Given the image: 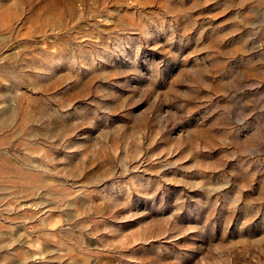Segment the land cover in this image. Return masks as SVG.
Instances as JSON below:
<instances>
[{
  "label": "rangeland",
  "instance_id": "obj_1",
  "mask_svg": "<svg viewBox=\"0 0 264 264\" xmlns=\"http://www.w3.org/2000/svg\"><path fill=\"white\" fill-rule=\"evenodd\" d=\"M41 261L264 264V0H0V264Z\"/></svg>",
  "mask_w": 264,
  "mask_h": 264
},
{
  "label": "crops",
  "instance_id": "obj_2",
  "mask_svg": "<svg viewBox=\"0 0 264 264\" xmlns=\"http://www.w3.org/2000/svg\"><path fill=\"white\" fill-rule=\"evenodd\" d=\"M37 249H39V247L37 248ZM44 249V248H43ZM45 262L44 261H41V264H44Z\"/></svg>",
  "mask_w": 264,
  "mask_h": 264
}]
</instances>
